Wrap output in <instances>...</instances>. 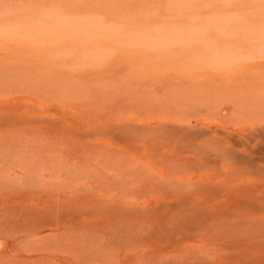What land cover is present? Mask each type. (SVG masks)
Returning <instances> with one entry per match:
<instances>
[{
    "label": "rangeland",
    "instance_id": "obj_1",
    "mask_svg": "<svg viewBox=\"0 0 264 264\" xmlns=\"http://www.w3.org/2000/svg\"><path fill=\"white\" fill-rule=\"evenodd\" d=\"M1 18L0 264H264V0Z\"/></svg>",
    "mask_w": 264,
    "mask_h": 264
},
{
    "label": "bare ground",
    "instance_id": "obj_2",
    "mask_svg": "<svg viewBox=\"0 0 264 264\" xmlns=\"http://www.w3.org/2000/svg\"><path fill=\"white\" fill-rule=\"evenodd\" d=\"M4 19L3 18H1L0 19V33H2L3 32V29H5V26H4ZM20 51V50H19ZM16 52V51H15ZM14 58V57H13ZM6 59L7 58H5V51L4 50H2L1 52H0V91L3 93L4 92V90H5V88H6ZM10 60V59H9ZM20 89V88H19ZM3 99L1 100V104L3 105ZM24 107V106H23ZM27 109V108H26ZM36 120V119H35ZM171 125V124H170ZM5 126H6V113H5V109L3 108V106H1V108H0V133L3 135L4 134V132H5ZM178 127V126H177ZM249 130H251V129H249ZM258 130V129H257ZM170 131V130H169ZM219 132V131H218ZM254 131H252V135L254 134L253 133ZM207 133V132H206ZM250 133V132H249ZM127 136V135H126ZM251 136V135H250ZM247 137H248V135H247ZM235 138V137H234ZM256 139V138H255ZM241 140V139H240ZM240 142V141H239ZM259 143H260V141H259ZM236 144V143H235ZM243 145V144H242ZM246 145V144H245ZM234 147V146H233ZM252 148V147H251ZM228 152V151H227ZM236 152V154L237 153H239V152H237V151H235ZM228 153H230V152H228ZM231 154V153H230ZM229 154V155H230ZM241 156H242V153H241ZM236 157V156H235ZM235 159V158H234ZM220 160V159H219ZM240 160V159H239ZM240 162H241V160H240ZM243 162V161H242ZM250 162V161H249ZM254 162V161H253ZM246 163V162H245ZM243 164V163H242ZM241 164V165H242ZM250 164H251V162H250ZM247 165H249V163H247ZM262 166V165H261ZM249 167V166H248ZM251 167H254L253 166V164H252V166ZM263 168V167H262ZM250 169V168H249ZM248 171H250V170H248ZM259 175V174H258Z\"/></svg>",
    "mask_w": 264,
    "mask_h": 264
}]
</instances>
